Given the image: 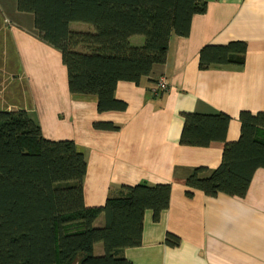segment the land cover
<instances>
[{
  "label": "crops",
  "instance_id": "0c3cea01",
  "mask_svg": "<svg viewBox=\"0 0 264 264\" xmlns=\"http://www.w3.org/2000/svg\"><path fill=\"white\" fill-rule=\"evenodd\" d=\"M207 2V11L194 15L190 34L172 37L164 64L139 84L118 83L116 97L127 108L101 112L96 95L70 91L62 51L39 36L34 14L20 11L17 0H0V111L25 110L46 138L75 141L88 162L85 204L102 206L126 185H172L169 208L158 220L146 210L142 244L122 252L134 264H264V168L243 197L187 194L194 168L220 165L224 143L182 144L184 113L229 114L227 141L235 142L241 111H264V0ZM70 27L94 31L84 22ZM234 40L247 43L244 64L200 68L204 46ZM131 43L141 46L144 37L133 36ZM163 77L169 87L155 93ZM96 122L119 128H97ZM258 136L264 139V129ZM104 223L102 215L96 225ZM168 233L180 243L168 245ZM104 252L97 243L95 253Z\"/></svg>",
  "mask_w": 264,
  "mask_h": 264
},
{
  "label": "trees",
  "instance_id": "16d2710c",
  "mask_svg": "<svg viewBox=\"0 0 264 264\" xmlns=\"http://www.w3.org/2000/svg\"><path fill=\"white\" fill-rule=\"evenodd\" d=\"M18 9L34 14L39 36L62 51L70 91L98 97V110H125L116 97L120 81L137 84L168 58L174 35L188 36L192 19L207 11V0H17ZM73 22L94 31H74ZM143 36L135 46L133 36ZM247 43L208 44L200 68L242 65ZM231 117L224 112H185L180 142L209 146L223 142V158L212 171L196 167L186 180L187 194L226 193L243 197L254 173L264 168V111L240 113L241 136L227 141ZM95 127L118 129L113 122ZM88 162L75 141L51 140L25 110L0 111V264H134L124 248L143 242L144 214L158 220L172 197L170 183L123 186L102 206L84 201ZM105 216L102 226L96 225ZM104 244V254L95 246ZM166 243L180 238L168 233Z\"/></svg>",
  "mask_w": 264,
  "mask_h": 264
},
{
  "label": "built area",
  "instance_id": "2783aa9c",
  "mask_svg": "<svg viewBox=\"0 0 264 264\" xmlns=\"http://www.w3.org/2000/svg\"><path fill=\"white\" fill-rule=\"evenodd\" d=\"M169 87V84H168V81L166 78H161L158 83H157V86L154 90L155 93H160V92H163V91H166Z\"/></svg>",
  "mask_w": 264,
  "mask_h": 264
}]
</instances>
